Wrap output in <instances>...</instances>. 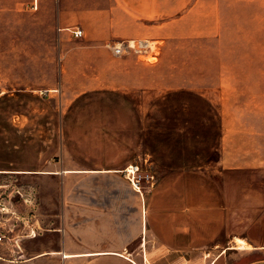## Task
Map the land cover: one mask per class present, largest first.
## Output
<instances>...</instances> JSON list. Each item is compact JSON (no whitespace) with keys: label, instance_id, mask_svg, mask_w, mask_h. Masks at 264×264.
Instances as JSON below:
<instances>
[{"label":"rangeland","instance_id":"374dc122","mask_svg":"<svg viewBox=\"0 0 264 264\" xmlns=\"http://www.w3.org/2000/svg\"><path fill=\"white\" fill-rule=\"evenodd\" d=\"M84 5L0 0V228L31 253L40 237L21 238L17 217L51 230L63 189L142 191L172 196L173 220L188 208L212 235L207 244H220L211 256L218 264L263 258L264 0H201L179 26L149 38L159 50L150 61L115 57L107 47L115 39L75 38L70 29L84 19L74 10ZM129 165L139 167L137 192ZM60 169L117 172L52 175ZM43 198L50 204L39 227ZM233 237L247 248L224 249ZM8 251L0 244V264L18 258Z\"/></svg>","mask_w":264,"mask_h":264},{"label":"crops","instance_id":"0c3cea01","mask_svg":"<svg viewBox=\"0 0 264 264\" xmlns=\"http://www.w3.org/2000/svg\"><path fill=\"white\" fill-rule=\"evenodd\" d=\"M68 1L85 3L83 8L74 10L75 17L84 19L82 27H78L84 36L120 41L162 38L166 29L179 26L201 0H193L191 6L190 0ZM113 172L117 170L60 169L52 175ZM63 191L65 196L53 202L58 209L52 221L57 225L44 234L38 231L35 237H29H40L35 250L29 253L21 245L8 248L11 257L22 259L18 264H218L220 258L211 256L220 244H207L212 235L202 234L188 208L180 210V216L173 220L172 210L167 209L172 206V196L163 200L142 191L132 192L133 196H93L95 192L91 191V196L77 197L71 189ZM49 204L45 198L36 202L38 226L39 221H46L44 207ZM234 238L222 247L235 248ZM50 239L57 241L49 242ZM17 259L10 260L11 264H17ZM245 264H264V257Z\"/></svg>","mask_w":264,"mask_h":264},{"label":"built area","instance_id":"2783aa9c","mask_svg":"<svg viewBox=\"0 0 264 264\" xmlns=\"http://www.w3.org/2000/svg\"><path fill=\"white\" fill-rule=\"evenodd\" d=\"M72 35L75 38H83L84 32L81 28H73L70 29ZM107 47L111 50V53L115 57H123L126 55H135L141 60L150 61L152 59H157L158 56V45L156 44V41L152 39H127V40H120L114 43H107ZM129 169H132L131 171ZM139 172V167L134 165H129L125 169L126 177L131 182V185L134 189L138 190L139 187V181L137 178V173ZM25 204H28L30 201L28 198H25L24 200ZM15 215V213H13ZM22 217V218H21ZM17 217L21 219V222H23L24 230H26V233L21 236L24 238L29 237H35L37 234V229H29V215ZM34 217V215H31V218ZM29 229V230H28ZM11 232H13L12 229H6L5 226L0 228V244L6 245L8 248H12L15 246H19L18 242L20 241L19 236L14 237L11 235Z\"/></svg>","mask_w":264,"mask_h":264},{"label":"bare ground","instance_id":"6f19581e","mask_svg":"<svg viewBox=\"0 0 264 264\" xmlns=\"http://www.w3.org/2000/svg\"><path fill=\"white\" fill-rule=\"evenodd\" d=\"M130 171L132 169H129ZM235 242V249H245L247 248L246 242L244 240H234Z\"/></svg>","mask_w":264,"mask_h":264}]
</instances>
